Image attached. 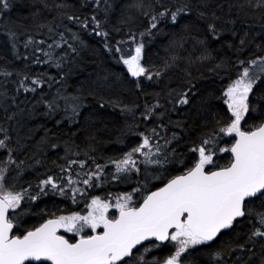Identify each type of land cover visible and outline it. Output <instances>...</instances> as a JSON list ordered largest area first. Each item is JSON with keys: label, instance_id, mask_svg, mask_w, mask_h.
<instances>
[{"label": "snow or ice", "instance_id": "snow-or-ice-1", "mask_svg": "<svg viewBox=\"0 0 264 264\" xmlns=\"http://www.w3.org/2000/svg\"><path fill=\"white\" fill-rule=\"evenodd\" d=\"M14 6L0 0V264H264V0H132L121 26L111 29L127 27V38L114 44L106 29L114 0H90L89 16L67 0H36L29 16L13 19ZM193 12L203 38L193 35ZM138 18L146 21L142 31L133 28ZM237 23L247 29L243 35ZM162 24L180 31L164 46L163 63L148 64L146 42L168 35ZM89 28L126 67L121 78L137 95L130 102L99 97L101 108L124 118L115 142L127 151L115 156L95 155L101 129L80 120L84 101L110 89L115 74H98L86 94L67 90ZM255 28L260 32L249 39ZM225 32L238 40L227 43L235 59L218 60L210 45ZM32 64L54 66L57 75L34 73ZM181 65L175 86L169 78L161 87ZM194 65H209L222 85L218 96L197 88L193 81L202 77L193 76ZM36 117L45 118L39 140L31 128L21 134ZM47 120L54 129L67 126V138ZM131 139L138 142L129 147ZM25 174L35 182L22 183ZM110 185L129 190L113 193ZM49 196L83 207L32 211ZM29 214L42 222L24 227Z\"/></svg>", "mask_w": 264, "mask_h": 264}, {"label": "trees", "instance_id": "trees-1", "mask_svg": "<svg viewBox=\"0 0 264 264\" xmlns=\"http://www.w3.org/2000/svg\"><path fill=\"white\" fill-rule=\"evenodd\" d=\"M36 0H14V8L12 10V17L13 19L17 18H23L30 15L31 11L33 10L31 8V5L35 3ZM51 3L52 0H49ZM56 2H61V0H56ZM214 2H226V0H214ZM67 3L72 5V10L77 12L78 14L82 16H89L92 14L91 8H90V0H67ZM115 7L113 12L109 16L108 24L106 25V29L111 32V29L113 27H120L119 24L120 17L125 14H129L128 5L132 3V0H114ZM82 5H84L82 7ZM224 12H227V8L225 7ZM134 14V10L132 12ZM227 18V17H226ZM42 19H51V16H48L46 18ZM188 19H191L196 22L198 27L193 28V35H199L200 38L204 37L203 32V23L196 20L195 12L189 16ZM186 20H181L180 24L186 23ZM146 26V21L143 20V18H138L135 21V24L133 25L134 30L142 31L143 27ZM161 27L164 29L165 33H168V35L165 36H156L155 39H152L151 42H146V48H145V58L146 62L148 64H155V65H161L164 61V58L166 56V53L164 51V46L168 43L169 39L173 38V34L180 31V25H177L173 27L170 24H162ZM236 29L240 32L241 35H243L244 31H247L246 28H244L240 23H237ZM78 30L74 28V31ZM91 32V28H89L87 31H84L81 33L82 38L86 41L87 47L84 48L80 52V56L77 57L76 63L71 65L72 72L67 77V90L69 92H75L77 88L83 87L85 89V94L88 90H92L95 88L94 82L97 79V75H104V74H115L110 75L109 78V85H111L110 89H105L102 92H100L97 97L94 99L91 96H88V98L84 101V103L87 105L86 108L82 109V113L80 116L81 124L84 123L86 119H91L93 122L89 127L91 130L95 129H101V131L97 134V152L95 153L96 156H115L118 155L121 151H127V148H125L123 145L118 144L115 142L117 132L116 129L120 128L124 123V118L120 115L118 110H114L112 107L105 105V107L101 108L99 105L103 101L100 100V96L102 95L104 98V101H107L109 98L115 99L117 96H119L121 99H123L125 102L134 101L137 99V95L131 91L132 85L130 83L123 82V79L121 78V74L127 75L126 73V67L117 64L116 60L105 51L103 48V41L102 38L97 37L95 35H89L88 33ZM126 32L127 27H124L123 30L117 34L115 32H111V43H115L117 40L126 39ZM256 32H260L259 28H255L252 33L249 34V39L254 35ZM40 38V37H37ZM3 42V37H0V43ZM232 42L238 44V40H234L230 33L225 32L223 34V38L221 41H213L210 45L212 49H215L213 51V55L216 56L219 60V58H232L235 59V57L232 55V52L230 49L227 48V43ZM257 43L260 42L259 38L256 41ZM194 42H189L187 47L189 51L192 49V44ZM23 50V49H22ZM5 54L6 50H5ZM196 54H199V49L197 48ZM10 55V54H8ZM218 62V61H217ZM18 64L20 62H17ZM22 67V65H20ZM184 65H181V70H173L168 74V77H165L164 80L161 83V87H163V84L167 82L169 78L173 81V86H175V82L178 81L182 76V69ZM207 67L209 65L205 66H199L194 65L191 68L192 74L194 77H202L199 82L193 81L197 84V88H200L203 95L208 96L209 93L215 92V95H219V91L217 89L221 88L222 85L220 81L216 78L211 76L207 72ZM31 69L34 73H47L48 75L56 76L58 70L54 66H46V65H36L32 64ZM199 69V70H197ZM65 72H68V66H65L64 69ZM129 80L135 79L128 77ZM215 81V82H213ZM55 87L52 89L45 88L46 92H55ZM159 91L160 88H154L149 89V91ZM23 99V97H22ZM213 103L217 106H221L222 102L213 100ZM59 118V117H57ZM179 117L173 116V119H177ZM39 124H45V118L43 117H36L33 120L28 121V123L25 125L23 129H21V134H27L28 129L31 128L34 130L33 135L35 140H39L41 136L44 135L43 130L37 129V125ZM54 121L47 120L46 127L53 129L54 132H57L58 134H61L63 138H67L66 135L69 132V128L66 126L63 128V130L54 129L53 128ZM72 131H75V127L71 129ZM87 133H84L83 135H78L77 137V143H80L81 146H83V136ZM138 141L135 139H131L129 143V147L132 146V144L137 143ZM63 151L61 150L58 155L63 156ZM57 153L52 152L49 154V159H55ZM226 159V157H225ZM101 163L104 161L101 160ZM223 162V161H221ZM50 166V165H49ZM41 172L44 171V169H40ZM27 182H35V175H29L25 174L23 181ZM27 186V184H25ZM107 191H111L113 193L121 192V191H128V187L126 185H110L107 186ZM94 194H102L100 189L96 190V193ZM59 206L62 208H68L71 211H79L83 205L81 204L79 207H76L75 205H72L70 201H65L61 197H44L42 200L35 202V206L32 208L33 212H38L39 209L44 208L47 206L48 208H53V206ZM114 211V210H110ZM39 222H42L39 220L38 217L32 216V215H25L23 217V223L24 227H30L33 225H37Z\"/></svg>", "mask_w": 264, "mask_h": 264}]
</instances>
